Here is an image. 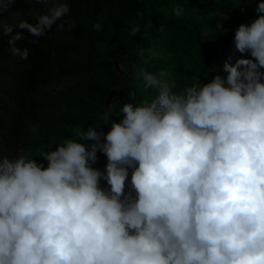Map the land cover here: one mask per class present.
Wrapping results in <instances>:
<instances>
[{
  "label": "clouds",
  "instance_id": "1",
  "mask_svg": "<svg viewBox=\"0 0 264 264\" xmlns=\"http://www.w3.org/2000/svg\"><path fill=\"white\" fill-rule=\"evenodd\" d=\"M12 2L0 0V13ZM255 12L234 35L254 59L229 57L226 81L174 92L164 72L145 73L158 95L123 104L107 133L91 126L66 139L43 153L47 167L23 152L0 159V264H264V0ZM69 13L57 3L0 32L43 37ZM21 38L9 49L26 60ZM97 152L104 171L92 167ZM129 169L135 197L122 200Z\"/></svg>",
  "mask_w": 264,
  "mask_h": 264
},
{
  "label": "trees",
  "instance_id": "2",
  "mask_svg": "<svg viewBox=\"0 0 264 264\" xmlns=\"http://www.w3.org/2000/svg\"><path fill=\"white\" fill-rule=\"evenodd\" d=\"M259 2L13 0L0 13V23H35L38 15L57 3H67L70 13L43 37L18 27L8 35L0 32V159H13L23 152L47 167L43 153L66 139L79 141L78 133L91 126L107 133L112 121L123 118V104L139 105L158 95L156 89L145 86V73L159 77L164 72V79L175 81L174 92L206 84L216 75L226 81L223 65L229 57L230 63L241 57L254 59L236 51L234 35L239 25L257 18ZM60 23L64 30H58ZM73 23L75 27L69 28ZM96 23L102 30L94 29ZM136 25L140 31L132 36ZM17 32L22 38L15 47L29 49L26 60L10 53L9 40ZM106 113L109 121L104 119ZM97 156L92 167L104 171L107 159L100 152ZM131 171L122 200L135 197ZM101 187L108 185L101 180Z\"/></svg>",
  "mask_w": 264,
  "mask_h": 264
}]
</instances>
